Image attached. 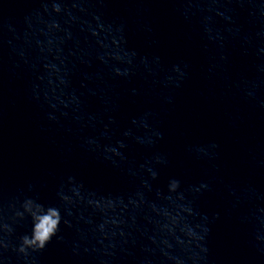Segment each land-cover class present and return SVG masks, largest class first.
<instances>
[{
    "label": "clouds",
    "instance_id": "1",
    "mask_svg": "<svg viewBox=\"0 0 264 264\" xmlns=\"http://www.w3.org/2000/svg\"><path fill=\"white\" fill-rule=\"evenodd\" d=\"M25 207L32 217V231L30 236L21 237L22 245L19 251L24 252L27 248L43 250L59 231L60 210L57 207L45 208L42 204H36L35 211H32V201H29ZM57 239L62 240V237Z\"/></svg>",
    "mask_w": 264,
    "mask_h": 264
}]
</instances>
